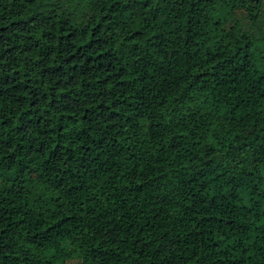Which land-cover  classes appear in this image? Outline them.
Masks as SVG:
<instances>
[{
    "label": "trees",
    "instance_id": "obj_1",
    "mask_svg": "<svg viewBox=\"0 0 264 264\" xmlns=\"http://www.w3.org/2000/svg\"><path fill=\"white\" fill-rule=\"evenodd\" d=\"M0 264H264V0H0Z\"/></svg>",
    "mask_w": 264,
    "mask_h": 264
}]
</instances>
